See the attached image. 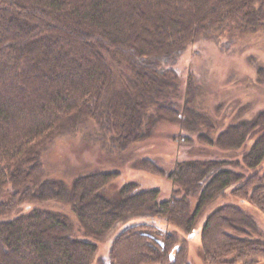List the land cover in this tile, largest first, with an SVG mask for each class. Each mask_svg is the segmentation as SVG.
Masks as SVG:
<instances>
[{
  "label": "trees",
  "instance_id": "1",
  "mask_svg": "<svg viewBox=\"0 0 264 264\" xmlns=\"http://www.w3.org/2000/svg\"><path fill=\"white\" fill-rule=\"evenodd\" d=\"M259 29L264 0H0V264H194L167 253L179 231L196 230L201 264H260L245 207L264 216L262 67L250 58L220 101L198 103V59L214 45L223 59L252 56L236 43ZM86 127L137 176L85 167L54 177L46 149ZM143 175L170 190L143 186ZM149 229L168 237L162 258Z\"/></svg>",
  "mask_w": 264,
  "mask_h": 264
},
{
  "label": "rangeland",
  "instance_id": "2",
  "mask_svg": "<svg viewBox=\"0 0 264 264\" xmlns=\"http://www.w3.org/2000/svg\"><path fill=\"white\" fill-rule=\"evenodd\" d=\"M258 31V30H257ZM254 36V37H253ZM244 46L248 45L250 47V51L245 53H250L254 55H250L247 57H228V58H221L219 56V51L217 47L210 46L209 52L205 53L206 56H201L198 59V65L200 68L201 73L205 74L206 80L204 81L202 88L205 90L206 95L198 98V103L201 105H213L215 102L221 100V96H219V93H223L225 88L224 86H227L225 84L224 80L228 76H233L234 78L240 77L245 74L243 71L245 68H247V63L250 62V58L256 59V62L259 64V66L262 67V71L264 74V29H259L257 34H249L247 37L239 40V42L236 43V46ZM208 54V55H207ZM193 57L191 54L188 55L185 59V63L190 60V58ZM246 58V59H245ZM184 65V62H182V66ZM204 65V67H203ZM216 65L215 69H211V71L206 73V70L209 68V66ZM244 67V68H242ZM203 68H205L203 70ZM213 68V67H212ZM208 72V71H207ZM204 78V76L202 75ZM200 83V79L198 81ZM206 83V84H205ZM225 84V85H224ZM241 92L239 90H232L231 96L232 97H238ZM251 95V94H250ZM256 93H252V97H256ZM245 98V97H244ZM261 99L260 102L264 101V96H260ZM92 132V131H91ZM88 130V127H86L84 130H80L77 133H70L65 134L57 138L51 145L46 149L44 153V161L47 165V170L52 172L57 176H61L66 179L73 178L74 175L80 174L82 170L85 167L94 169V168H100L99 170H124L125 168V160L120 161V157L124 156L123 154L120 155L119 151L110 153L107 151V149L104 147V144L102 142V138L95 135L94 132L91 133ZM201 133L204 135H208L205 130L200 131L198 138L199 141L196 145H203L206 143V141H203L201 138ZM216 136H212L211 139H215ZM194 146V145H193ZM195 147V146H194ZM202 148V146H200ZM188 149L190 150V144L182 143L179 149L177 150L178 157L181 159H184L189 156ZM195 151L201 153V155L207 156V152H200L198 151V148L195 147ZM112 155H108V154ZM163 153V152H162ZM172 153V152H171ZM118 156V158H117ZM135 155L131 154L128 158L129 160L134 159ZM166 161L168 158H164ZM161 160L163 163L166 162L165 160ZM170 159V157H169ZM99 165V166H98ZM98 166V167H94ZM135 167H139V161L138 163H135L133 165ZM83 168V169H82ZM104 168V169H103ZM127 169V168H126ZM76 171V172H75ZM75 172V173H74ZM62 174V175H59ZM52 175V174H51ZM136 173H133L130 169L124 170L123 172V178L125 180H129L134 178ZM140 176V175H138ZM123 181V179H122ZM138 181L143 186H156L160 188H164L165 190H170L166 178H158L156 179L155 175L153 176H141L138 177ZM116 185L112 184L108 187L107 192L110 196H115L116 194ZM247 210H251L252 213L255 214V217L258 222V227H260L259 231L261 232V235L258 236L260 239L264 242V216L258 215L253 208L245 207ZM204 221L201 220V223ZM201 229V228H199ZM217 234V237H219L218 232H215ZM257 238V237H256ZM202 236L199 235L197 238H194L191 242H188L185 244V248L187 249V252L189 253V260L191 263L194 264H201V252L199 249V246L201 244ZM262 242V243H263ZM109 251V245L108 243L105 244L104 241L100 244L99 253L101 256L108 254ZM105 257V256H104ZM102 258V257H101ZM260 264H264V260L260 262Z\"/></svg>",
  "mask_w": 264,
  "mask_h": 264
},
{
  "label": "flooded vegetation",
  "instance_id": "3",
  "mask_svg": "<svg viewBox=\"0 0 264 264\" xmlns=\"http://www.w3.org/2000/svg\"><path fill=\"white\" fill-rule=\"evenodd\" d=\"M171 231V229H170ZM175 231V230H172ZM166 232V230L164 231ZM144 235L147 238V244L150 246V250L153 254H157V256H161L164 257L165 254L167 253V246L169 245V241L168 237L164 234L161 233V231H157V230H153V229H149L146 230V232L144 233ZM199 235H201L199 230L196 231H191V232H180L179 231V238H180V243L174 244L173 247L171 248V250H168V261H176V258L179 255H182L184 253H187V256L189 255V253L187 252V249L185 248V244L188 242H191L192 240H194V238H197ZM153 256V255H152ZM189 258V256H188ZM189 262H191L189 260ZM151 264H162V263H151Z\"/></svg>",
  "mask_w": 264,
  "mask_h": 264
}]
</instances>
